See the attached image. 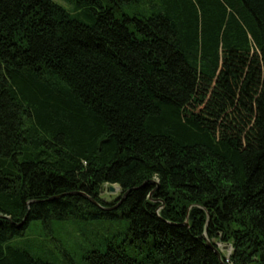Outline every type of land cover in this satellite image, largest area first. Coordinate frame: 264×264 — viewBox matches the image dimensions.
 Instances as JSON below:
<instances>
[{
  "label": "trees",
  "instance_id": "16d2710c",
  "mask_svg": "<svg viewBox=\"0 0 264 264\" xmlns=\"http://www.w3.org/2000/svg\"><path fill=\"white\" fill-rule=\"evenodd\" d=\"M139 1L0 0V264H264V0Z\"/></svg>",
  "mask_w": 264,
  "mask_h": 264
},
{
  "label": "rangeland",
  "instance_id": "374dc122",
  "mask_svg": "<svg viewBox=\"0 0 264 264\" xmlns=\"http://www.w3.org/2000/svg\"><path fill=\"white\" fill-rule=\"evenodd\" d=\"M55 2L63 5L65 8L70 7L72 0H54ZM147 3V0H140L134 4L137 8H142ZM115 190L110 189L111 185H103L100 190L99 196L105 202H112L120 195V188L116 184H112ZM114 205V204H113ZM111 205V206H113ZM118 224L112 220H105L102 223L99 220H91L90 226L85 221H65V222H53L51 229L43 228L38 220H30L25 228L24 235L22 237L23 247H29L33 251H36L39 256L43 257L54 264H88L83 259L84 250L87 249L89 238L101 239L103 236L109 235V230L112 226ZM106 229L103 230V227ZM81 227H87L92 230L93 234L85 236ZM98 233V234H97ZM101 237V238H100ZM26 239V240H25ZM221 251L228 255L230 248H224L219 243Z\"/></svg>",
  "mask_w": 264,
  "mask_h": 264
},
{
  "label": "water",
  "instance_id": "95a60500",
  "mask_svg": "<svg viewBox=\"0 0 264 264\" xmlns=\"http://www.w3.org/2000/svg\"><path fill=\"white\" fill-rule=\"evenodd\" d=\"M110 189H111L112 191H114V190H115V187H113V185L111 184ZM127 192H128V190L121 194L120 202H121L122 199L125 197V195H126ZM72 193L85 194V193L82 192V191H77V192H72ZM87 198H88L89 200H91V202H93V203H94L95 205H97L98 207H102V208H105V209H109L108 207L101 206V204H99L97 201H95V200L92 199L91 197L87 196ZM120 202H118L117 205L113 206V208L117 207V206L119 205ZM207 242H208V244L213 248V250L217 253V255L219 256V258L221 259V257H220V250H219L217 247L212 246V245L209 243V241H207ZM223 247H224V248H227L226 246H223Z\"/></svg>",
  "mask_w": 264,
  "mask_h": 264
},
{
  "label": "bare ground",
  "instance_id": "6f19581e",
  "mask_svg": "<svg viewBox=\"0 0 264 264\" xmlns=\"http://www.w3.org/2000/svg\"><path fill=\"white\" fill-rule=\"evenodd\" d=\"M121 189V188H120Z\"/></svg>",
  "mask_w": 264,
  "mask_h": 264
}]
</instances>
